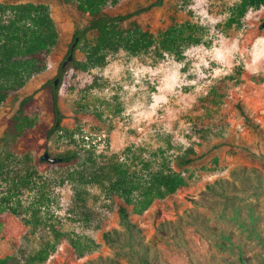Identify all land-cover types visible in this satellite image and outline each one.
Masks as SVG:
<instances>
[{"label":"rangeland","instance_id":"rangeland-1","mask_svg":"<svg viewBox=\"0 0 264 264\" xmlns=\"http://www.w3.org/2000/svg\"><path fill=\"white\" fill-rule=\"evenodd\" d=\"M154 1L118 0L104 11L126 13ZM47 2L59 33L57 45L45 70L0 103V257L13 255L15 264H141L130 253L140 242L157 246L168 264H208L204 251L209 244L202 233L186 227L175 241L154 242L156 228L187 212L226 215H219L213 203L204 206L202 196L206 182L232 179L235 168H250L254 181L264 184V6L249 7L239 18L241 0H163L134 21L157 41L170 24L190 21L201 41L177 53L161 52L157 44L137 53L120 48L108 51L97 66L88 64L87 51L98 32H89L75 52L78 69L66 72L59 89L65 130L49 135L54 110L48 84L59 79L74 31L90 16L75 2ZM31 93L25 111L33 126L18 138L7 136L10 119ZM237 104L246 107L255 127L245 122ZM191 149L200 156L181 165ZM46 152L54 157L77 152V157L50 163L41 159ZM114 164L139 186L162 169L184 176L185 184L172 196L155 197L143 212L134 209L141 200L134 195L132 218L145 237H132L121 223L123 198L111 186L119 178ZM22 180L27 185L21 186ZM7 196L9 203L3 201ZM206 198L219 200L220 208L226 205L236 216L246 210L263 216L264 185L244 192L229 186Z\"/></svg>","mask_w":264,"mask_h":264},{"label":"trees","instance_id":"trees-1","mask_svg":"<svg viewBox=\"0 0 264 264\" xmlns=\"http://www.w3.org/2000/svg\"><path fill=\"white\" fill-rule=\"evenodd\" d=\"M62 1L75 2L78 9L88 13L90 18L84 26L77 27L74 31L68 53L59 64L58 84L55 85V80H52L51 83L48 82L50 83L48 85H51L53 89L54 110V121L48 131L49 135L65 130L63 125L65 115L60 106L61 96L59 89L64 82L66 72L73 68L78 69L80 62L75 52L89 32H98L96 43L91 45L87 51V61L92 66L102 65L108 51H116L120 48L137 53L157 44L161 52L177 53L182 47L201 41V36L195 32V25L190 21L170 24L168 28L161 32L158 41L150 30L143 28L134 21L136 16L150 11L156 6H161L163 0H156L130 12L116 14L105 12L104 7L109 2L115 3L118 0ZM261 6H264V0H241L238 4V16L239 18L243 17L249 7L260 8ZM129 22L130 26L126 27L125 25ZM76 37H79V42L74 50V59L63 67V62L67 59ZM58 39L59 33L47 0H32L28 2L0 1V103L11 92L23 88L28 79L33 75L45 70L51 49L57 45ZM33 97L34 93H31L22 98L19 110L10 119L6 128L5 134L7 136L18 138L26 129L33 126V120L25 111V105ZM237 105L245 122L255 127L254 120H252L246 107L242 104ZM199 156L195 150L191 149L180 163L181 165L192 163ZM76 157L77 152H73L72 154L69 153L64 157H60V161H70ZM113 168L119 175V178L113 181L111 186L113 190L120 192L123 198V202L118 208L121 223L132 237H145V230L132 218L130 205L134 201V195L138 193L141 197L140 203L134 209L137 212H143L150 207L155 197L164 198L167 195L172 196L185 184L184 176L180 171L173 170L172 168L167 170L162 169L151 175L144 186H139L135 182V177L129 175L121 164H114ZM3 170L4 164L0 160V175H2ZM231 174L233 178L240 179L242 181L241 184L236 180H232L233 178L217 177L212 182H206L205 194L202 196L206 199L204 206L208 207V203H213V207L218 210L219 215H221L220 211H223L226 215L210 216L204 212L202 213L203 216H195V214L187 212L189 216H178L177 220L161 222L159 227L156 228L159 235H156L154 242L163 239L175 241L179 230L191 227L197 233H202L211 246L225 248L230 246L228 251L232 253L235 246V232L232 226L234 223H240L242 224V235L236 241L239 244L244 242L245 245H248V249L254 250V254L257 252H255L256 249H260L256 253L258 256L264 254V210L262 208H259V213H262L261 215L263 216H256L252 210H246L245 216H236V214L229 213L230 210L226 205L220 208L219 200L216 202V200L206 198V194H211L216 190L222 191V189L229 186L233 191L244 192L252 188L260 189L261 185H264L263 183L260 185L258 184L259 182L254 181L251 169L246 168V166L233 169ZM22 183L27 185L28 180L26 182L20 181L21 186ZM3 201L9 203L10 196L4 197ZM223 203L227 202L223 201ZM105 235L107 238L111 236L107 233ZM157 236H160V239ZM243 236L245 238L242 240ZM143 244L137 242L135 246L139 247L143 246ZM178 244L181 245L180 241ZM142 246L138 249L132 247L130 252L141 260V264H168L162 258V252L157 249V246L153 248H147L146 244ZM46 259V256L39 257L40 261ZM15 261L16 259L13 255L0 257V264H15ZM263 261L264 258L261 259V262L256 260L255 264H264ZM210 262L218 264V255L212 253L209 257Z\"/></svg>","mask_w":264,"mask_h":264},{"label":"crops","instance_id":"crops-1","mask_svg":"<svg viewBox=\"0 0 264 264\" xmlns=\"http://www.w3.org/2000/svg\"><path fill=\"white\" fill-rule=\"evenodd\" d=\"M232 222V221H231ZM242 224L240 223H234L232 226L234 232H235V239H234V244L235 246L233 247V253H230L228 250L230 249V246L228 248L225 247H216V246H211L210 242H208V247H206L205 251L206 255L210 256L212 253H215L218 255L219 258V263L218 264H255L256 260L261 262V259L264 258V254L258 256L256 253L260 249L254 250L253 249H248V245H245L244 242H241L240 244L236 241L239 239V236L242 235ZM244 227V225H243ZM245 237H242V240ZM227 239V237H226ZM257 256V257H256ZM211 263V262H210ZM208 262V264H210ZM264 263V261H263ZM212 264V263H211Z\"/></svg>","mask_w":264,"mask_h":264},{"label":"water","instance_id":"water-1","mask_svg":"<svg viewBox=\"0 0 264 264\" xmlns=\"http://www.w3.org/2000/svg\"><path fill=\"white\" fill-rule=\"evenodd\" d=\"M78 42H79V37H76L75 41L73 42V44L71 46V50H70V53H69L67 59L63 62V67H65L69 62H71L74 59V50H75ZM58 81H59V79L56 78L55 79V85L58 84ZM41 159L45 162H50V163H57V162H60V160H61L60 157H56V156L54 157L49 152L44 153L41 156Z\"/></svg>","mask_w":264,"mask_h":264}]
</instances>
